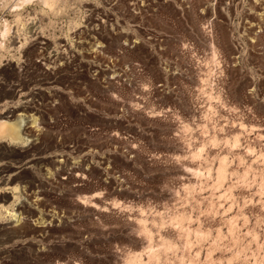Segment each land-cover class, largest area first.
Wrapping results in <instances>:
<instances>
[{"label": "rangeland", "instance_id": "1", "mask_svg": "<svg viewBox=\"0 0 264 264\" xmlns=\"http://www.w3.org/2000/svg\"><path fill=\"white\" fill-rule=\"evenodd\" d=\"M20 118L0 264H264V0H0Z\"/></svg>", "mask_w": 264, "mask_h": 264}, {"label": "bare ground", "instance_id": "2", "mask_svg": "<svg viewBox=\"0 0 264 264\" xmlns=\"http://www.w3.org/2000/svg\"><path fill=\"white\" fill-rule=\"evenodd\" d=\"M8 117V116H7ZM2 118H4V117H2ZM9 118V117H8ZM21 118H23V117H21ZM19 119V120H17L18 122H16L15 124L13 123V124H11L9 121H5V122H2V121H0V133H2V132H5V131H7L8 129H11V130H13L14 131V133L17 135V134H19V132L21 131V129H23V127L25 126V125H27V121H26V118H24V119ZM27 118H28V122H33L34 121V119H32V118H30V117H28L27 116ZM4 120H5V118H4ZM9 120V119H8ZM10 123V124H9ZM25 128V127H24ZM10 131V130H9ZM13 133V134H14ZM18 136V135H17ZM20 136V135H19ZM15 138V137H14ZM19 139V138H18Z\"/></svg>", "mask_w": 264, "mask_h": 264}]
</instances>
